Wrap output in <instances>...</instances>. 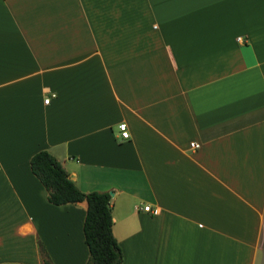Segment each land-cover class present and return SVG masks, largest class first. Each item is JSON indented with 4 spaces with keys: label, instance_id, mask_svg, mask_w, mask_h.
<instances>
[{
    "label": "crops",
    "instance_id": "1",
    "mask_svg": "<svg viewBox=\"0 0 264 264\" xmlns=\"http://www.w3.org/2000/svg\"><path fill=\"white\" fill-rule=\"evenodd\" d=\"M41 148L111 191L121 264H264V0H0V264H84Z\"/></svg>",
    "mask_w": 264,
    "mask_h": 264
},
{
    "label": "trees",
    "instance_id": "2",
    "mask_svg": "<svg viewBox=\"0 0 264 264\" xmlns=\"http://www.w3.org/2000/svg\"><path fill=\"white\" fill-rule=\"evenodd\" d=\"M29 167L45 188L49 202L62 204L85 200L82 234L88 255L84 264H121V250L111 230L109 193L80 190L61 163L43 148L31 154ZM39 250L42 264H53L41 244Z\"/></svg>",
    "mask_w": 264,
    "mask_h": 264
},
{
    "label": "built area",
    "instance_id": "3",
    "mask_svg": "<svg viewBox=\"0 0 264 264\" xmlns=\"http://www.w3.org/2000/svg\"><path fill=\"white\" fill-rule=\"evenodd\" d=\"M238 39H239V37H238ZM51 95H52V93H51ZM47 100H48V96H46V97L43 98V101L44 102H46ZM118 128L121 130L120 131V134L123 137H127L128 136V131L125 129V123L124 122L118 123ZM189 145H190V147H196L197 146V143L195 141H190L189 142ZM142 208L145 209V210H149L150 209V206L148 204H144L142 206ZM157 210H158V207H156V206L151 209L152 212H157Z\"/></svg>",
    "mask_w": 264,
    "mask_h": 264
},
{
    "label": "water",
    "instance_id": "4",
    "mask_svg": "<svg viewBox=\"0 0 264 264\" xmlns=\"http://www.w3.org/2000/svg\"><path fill=\"white\" fill-rule=\"evenodd\" d=\"M109 193H111V191Z\"/></svg>",
    "mask_w": 264,
    "mask_h": 264
}]
</instances>
